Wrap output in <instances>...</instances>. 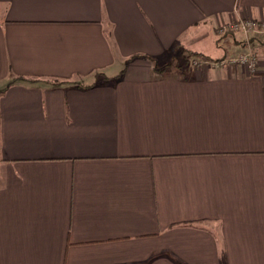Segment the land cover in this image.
Instances as JSON below:
<instances>
[{
  "label": "crops",
  "instance_id": "1",
  "mask_svg": "<svg viewBox=\"0 0 264 264\" xmlns=\"http://www.w3.org/2000/svg\"><path fill=\"white\" fill-rule=\"evenodd\" d=\"M251 17L0 0V264H264V54L217 28Z\"/></svg>",
  "mask_w": 264,
  "mask_h": 264
},
{
  "label": "built area",
  "instance_id": "2",
  "mask_svg": "<svg viewBox=\"0 0 264 264\" xmlns=\"http://www.w3.org/2000/svg\"><path fill=\"white\" fill-rule=\"evenodd\" d=\"M217 28L221 34L234 32L240 39L241 47L244 48L242 53L230 56L224 61L231 64H239L248 72H256L260 62L259 54H264V40L257 39L258 34L264 33V20L252 17L238 18L228 23L220 24Z\"/></svg>",
  "mask_w": 264,
  "mask_h": 264
},
{
  "label": "trees",
  "instance_id": "3",
  "mask_svg": "<svg viewBox=\"0 0 264 264\" xmlns=\"http://www.w3.org/2000/svg\"><path fill=\"white\" fill-rule=\"evenodd\" d=\"M115 78H117V77H114V78H109V77H106V76H104L103 78H102V81L103 82H107V81H110L111 79H115ZM62 83H64L63 81H53V85H60V84H62ZM95 83H92V84H89V85H83V84H77V86H79V87H81V88H85V87H88V86H92V85H94Z\"/></svg>",
  "mask_w": 264,
  "mask_h": 264
},
{
  "label": "rangeland",
  "instance_id": "4",
  "mask_svg": "<svg viewBox=\"0 0 264 264\" xmlns=\"http://www.w3.org/2000/svg\"><path fill=\"white\" fill-rule=\"evenodd\" d=\"M237 39H239V37H237ZM263 40H264V38H262ZM237 41H239L240 42V39L239 40H237ZM180 53V52H179ZM185 57H187L186 55H185ZM185 57H183V58H185ZM188 58V57H187ZM176 59H179V60H181L182 59V56H180V55H178V58H176ZM97 78H98V76H97Z\"/></svg>",
  "mask_w": 264,
  "mask_h": 264
}]
</instances>
